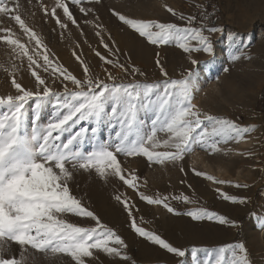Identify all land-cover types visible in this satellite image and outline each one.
<instances>
[{
  "label": "snow or ice",
  "instance_id": "1",
  "mask_svg": "<svg viewBox=\"0 0 264 264\" xmlns=\"http://www.w3.org/2000/svg\"><path fill=\"white\" fill-rule=\"evenodd\" d=\"M88 2L99 3L100 0ZM71 3L79 6V11L85 16L93 12L92 8L82 6L83 0H71ZM39 6L61 30L68 28V22L79 27L66 0H55L50 10L42 2ZM20 7L16 0H0V16L14 22L27 37L26 42H21L13 27H3L0 20V41L11 47L13 59L21 62L27 59V68L35 86L32 90L17 82L15 77L19 65L12 64L11 68L0 65L11 77V86L16 93L0 96V264H35L36 253L59 264H96L99 260L97 253L127 262L131 257L125 251L127 244L124 239L102 223L81 198L72 194L69 183L75 173L94 171L105 182L109 177H115L129 188L138 189V177L135 174L125 176L118 155L142 156L150 164H176L186 154L193 152L196 146L215 154L223 151L220 147L222 144L244 141L246 134L255 128L202 112L194 103V93L199 90L195 73L189 70L181 78H168L159 58L155 63L165 77L163 81L109 84L93 76L89 66L73 52L82 65V78H78L56 59L50 58V50L22 18ZM162 7L172 16L185 21V26L129 18L118 11H113L112 15L151 45L159 47L174 43L188 54L192 65H198L192 53L214 54L210 34L222 29L206 27L203 24L208 19L206 13L201 17V25L194 27L195 16L177 13L163 0ZM57 9L62 10V17L57 14ZM98 27L102 29V26ZM96 35L101 36V32L97 31ZM228 40L236 51L241 50L235 34L230 33ZM101 43L112 51L102 36ZM96 55L104 64L128 71L118 61L106 58L99 52ZM239 58L238 55L231 57L233 61ZM105 71L108 79L115 81L113 74L107 69ZM131 71L133 74L139 72L135 67ZM223 71L227 72L228 68ZM41 73L46 74L47 78ZM49 80L53 84L59 80L63 91L54 90ZM69 84L73 87L70 88ZM29 102L34 104L31 118L26 117ZM46 106L53 109L51 118L46 123H39V113ZM142 112L144 119L140 116ZM82 122H89L91 126L86 128ZM105 123L115 129L112 133L114 139L111 136L106 140L97 138L98 127ZM77 125L81 126L77 129ZM88 132L92 134L91 137L86 135ZM160 134L166 138L161 139ZM86 140L87 150L84 148ZM160 148L165 150L159 151ZM180 170L183 171V168ZM195 174L213 183H226L198 171ZM234 186L240 187L239 184ZM220 196L232 203H247L246 199L224 192H220ZM139 198L148 205L163 206L168 213L186 215L192 221L207 220L236 229L241 227L239 223L202 206L177 213L168 203L167 196L152 198L139 193ZM172 199L182 200L186 204L196 203L187 195ZM115 200L123 205L130 226L138 236L176 258L186 256V250L138 226L133 216L135 205H130L121 195H116ZM68 216L90 219L94 225L80 226L70 222ZM261 224L264 225V218H261ZM13 244L18 247V253L12 252ZM204 251L208 256L202 264H252L243 242L228 243ZM197 253L198 249L193 247L191 256L194 262L198 259ZM226 253H230L227 258ZM64 257L70 260L65 261ZM132 264L136 262L132 260Z\"/></svg>",
  "mask_w": 264,
  "mask_h": 264
},
{
  "label": "rangeland",
  "instance_id": "2",
  "mask_svg": "<svg viewBox=\"0 0 264 264\" xmlns=\"http://www.w3.org/2000/svg\"><path fill=\"white\" fill-rule=\"evenodd\" d=\"M16 2L21 6L22 18L50 50V58L56 59L78 78H82V65L73 52L89 66L93 76L109 84L163 81L165 77L161 75L155 63L159 58L168 78H181L182 74L189 70L195 73L199 90L194 93V103L202 112L230 119L241 126L255 128L253 132L246 134L244 141L222 144L220 147L223 151L215 154L196 146L193 152L186 154L184 159L176 164H150L142 156L118 155L125 169V176L135 174L138 177V189L129 188L115 177H109L105 182L94 171L76 172L74 179L69 183L72 194L81 198L83 204L93 211L102 223L124 239L127 244L125 251L131 257V260L125 262L97 253L99 260L96 264H132V260L136 264H202L208 256L204 249H215L235 242L245 243L252 264H264V225L261 224V218H264V0H163L164 4L172 7L177 13L195 16L196 21L192 25L194 27L201 25V17L206 8L217 11V27L222 31L210 34L214 54L209 56L203 52L192 53V58L198 61V65H192L188 54L174 43L159 47L151 45L112 15L113 11H118L129 18L185 26V21L180 20L178 16H172L162 7V0H100L99 3L83 0L82 6L93 9L87 16L79 11V6L72 4L71 0H66L79 27L68 22V28L65 30H61L50 16H45L39 6L42 2L50 10L55 0ZM57 14L62 17V10L57 9ZM0 20L3 21V27H13L21 37V42L27 41V37L14 22L2 16ZM98 26H102V29ZM97 31L101 32L104 42L112 49L111 52L103 46L101 36L96 35ZM230 33L236 35L241 46L240 51L230 45ZM205 34L209 35L207 32ZM34 43L33 41L32 44ZM245 45L247 47H244ZM96 52L125 65L128 71L104 64ZM232 55H238L240 58L233 61ZM27 63L26 58L23 62L13 59L11 47L0 41V65L9 68L12 64L19 65L15 77L17 82L34 90V78L27 68ZM132 67L139 72L133 74ZM224 68H228V71H223ZM105 69L113 74L115 81L108 79ZM41 75L47 78L46 74ZM48 82L54 90L63 91L59 80L54 84L51 80ZM69 87L73 86L69 84ZM9 94H16L11 86V77L0 67V96ZM26 108V117L31 118L34 104L29 102ZM52 112L51 107L43 108L39 113L38 122L46 123ZM140 116L141 119L145 118L143 112ZM82 124L86 128L91 126L89 122ZM80 126L77 125V129ZM114 131L115 129L105 123L98 127L97 138L106 140L111 136L114 139ZM86 135L91 137L92 134L88 132ZM160 138L166 137L160 134ZM84 148L88 149L87 140ZM196 171L226 183H213L204 176H197ZM236 184L240 187H235ZM220 192L246 199L247 203L241 205L226 201L220 196ZM139 193L152 198L169 197L168 203L177 213L202 206L239 223L241 227L236 229L207 220L192 221L186 215L168 213L161 205H148L140 200ZM116 195H121L130 205H135L133 216L138 226L160 235L173 246L186 250V256L176 258L138 236L130 226L131 222L123 205L115 200ZM184 195L196 203L186 204L182 200L172 199L174 196ZM67 219L80 226L94 225V222L87 218L68 216ZM193 247L198 249L196 262L191 256ZM18 251V247L13 244L12 252ZM225 255L227 258L230 253ZM36 256L35 264H59L58 261L45 259L40 253H36ZM64 260L68 261L70 258L64 257Z\"/></svg>",
  "mask_w": 264,
  "mask_h": 264
},
{
  "label": "built area",
  "instance_id": "3",
  "mask_svg": "<svg viewBox=\"0 0 264 264\" xmlns=\"http://www.w3.org/2000/svg\"><path fill=\"white\" fill-rule=\"evenodd\" d=\"M206 7H208V5H206ZM205 13L208 16V19L204 20L203 24L206 27H211V26L217 27L219 25V16H218L217 11H215L214 9H211V8H206Z\"/></svg>",
  "mask_w": 264,
  "mask_h": 264
},
{
  "label": "bare ground",
  "instance_id": "4",
  "mask_svg": "<svg viewBox=\"0 0 264 264\" xmlns=\"http://www.w3.org/2000/svg\"><path fill=\"white\" fill-rule=\"evenodd\" d=\"M58 52V51H57Z\"/></svg>",
  "mask_w": 264,
  "mask_h": 264
},
{
  "label": "crops",
  "instance_id": "5",
  "mask_svg": "<svg viewBox=\"0 0 264 264\" xmlns=\"http://www.w3.org/2000/svg\"><path fill=\"white\" fill-rule=\"evenodd\" d=\"M108 17V16H107Z\"/></svg>",
  "mask_w": 264,
  "mask_h": 264
}]
</instances>
